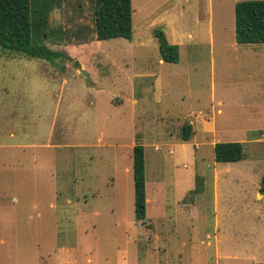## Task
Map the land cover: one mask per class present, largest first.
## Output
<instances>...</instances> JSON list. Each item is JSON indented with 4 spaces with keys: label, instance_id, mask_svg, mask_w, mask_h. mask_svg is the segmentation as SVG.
Segmentation results:
<instances>
[{
    "label": "rangeland",
    "instance_id": "374dc122",
    "mask_svg": "<svg viewBox=\"0 0 264 264\" xmlns=\"http://www.w3.org/2000/svg\"><path fill=\"white\" fill-rule=\"evenodd\" d=\"M238 1L131 0V38L96 40L93 0H60L32 42L63 55L0 49V264H264V43L235 40Z\"/></svg>",
    "mask_w": 264,
    "mask_h": 264
},
{
    "label": "trees",
    "instance_id": "16d2710c",
    "mask_svg": "<svg viewBox=\"0 0 264 264\" xmlns=\"http://www.w3.org/2000/svg\"><path fill=\"white\" fill-rule=\"evenodd\" d=\"M38 3L36 9L32 4ZM94 36L96 40L112 38L130 39L132 35L131 0H93ZM60 0H0V49L20 53L29 58L54 60L63 55L44 43L32 42V14L41 18L43 25L49 13ZM235 40L241 44L264 43V0H241L235 4ZM37 33V27L34 29ZM159 38L162 59L177 62L178 46L168 43L162 31H155ZM48 35V34H47ZM45 33V37L47 36ZM181 139L191 136V125L182 126ZM243 158L240 142H216L214 159L217 162H235ZM134 215L136 220L146 217L145 159L142 144H135L132 151ZM199 184L195 193L201 192ZM259 192L264 194V174L261 177Z\"/></svg>",
    "mask_w": 264,
    "mask_h": 264
},
{
    "label": "water",
    "instance_id": "95a60500",
    "mask_svg": "<svg viewBox=\"0 0 264 264\" xmlns=\"http://www.w3.org/2000/svg\"><path fill=\"white\" fill-rule=\"evenodd\" d=\"M81 73L84 74V76L86 77V80L88 81V80H89L88 74H87L84 70H81ZM259 194H260V193H259Z\"/></svg>",
    "mask_w": 264,
    "mask_h": 264
}]
</instances>
